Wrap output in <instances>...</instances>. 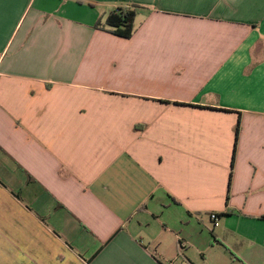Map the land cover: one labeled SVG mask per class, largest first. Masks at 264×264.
Returning a JSON list of instances; mask_svg holds the SVG:
<instances>
[{
  "label": "crops",
  "instance_id": "0c3cea01",
  "mask_svg": "<svg viewBox=\"0 0 264 264\" xmlns=\"http://www.w3.org/2000/svg\"><path fill=\"white\" fill-rule=\"evenodd\" d=\"M0 264H264V0H0Z\"/></svg>",
  "mask_w": 264,
  "mask_h": 264
},
{
  "label": "trees",
  "instance_id": "16d2710c",
  "mask_svg": "<svg viewBox=\"0 0 264 264\" xmlns=\"http://www.w3.org/2000/svg\"><path fill=\"white\" fill-rule=\"evenodd\" d=\"M139 7L140 5L119 6L107 14L104 23L99 19L96 27L111 31L121 37L130 38L135 31V19ZM239 132L240 122L235 128V148L237 147Z\"/></svg>",
  "mask_w": 264,
  "mask_h": 264
},
{
  "label": "built area",
  "instance_id": "2783aa9c",
  "mask_svg": "<svg viewBox=\"0 0 264 264\" xmlns=\"http://www.w3.org/2000/svg\"><path fill=\"white\" fill-rule=\"evenodd\" d=\"M210 218H211V221H212L214 226H219V224H220V215L218 213L212 212L210 214Z\"/></svg>",
  "mask_w": 264,
  "mask_h": 264
}]
</instances>
